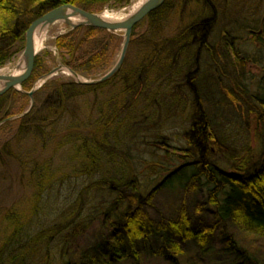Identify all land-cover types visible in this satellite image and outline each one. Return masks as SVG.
<instances>
[{"label":"trees","instance_id":"16d2710c","mask_svg":"<svg viewBox=\"0 0 264 264\" xmlns=\"http://www.w3.org/2000/svg\"><path fill=\"white\" fill-rule=\"evenodd\" d=\"M120 1L119 7L124 0ZM107 2L0 0V68L21 52L29 27L46 13L67 4L102 13ZM187 3L200 6L197 16L212 14L213 22L222 17L220 22L226 28L235 25L251 29V41L264 55V0H167L133 30L131 40L148 51L137 74L123 66L112 79L101 84L48 82L34 97L32 110L15 123L7 119L14 115L7 113L10 93L0 97L3 125L0 134L15 124L16 139L33 135L43 141L53 140L58 150L67 153L71 165H68L71 172L65 177L72 174L90 178L74 200V206L64 210L57 224L24 242L20 240L22 244L17 241V246L14 242L23 234L22 219L25 222L27 217H16L17 229L1 245L0 264H54L51 252L55 241L62 256L59 264H116L127 258L140 264L147 249H155L156 255L169 264H183L189 260V251L197 255L190 264L204 260H214V264H264V68L260 69L263 73L260 78L253 76L249 82L244 81L251 61L235 49V41L244 39L236 37L229 42L226 37L222 40L225 46H220L219 41L212 47L206 38L207 24L213 23L209 18L198 25L193 23L177 36L161 38L165 23L177 8L182 10ZM145 23L147 35L140 37L138 28ZM254 24L258 30L252 28ZM116 41L114 33L79 27L59 36L55 45L64 66L80 76L96 77L111 65ZM201 49L207 53L213 50L224 66L226 57L236 65L237 96L231 92V86L230 91L222 87L234 107V120L222 125L223 134L214 128L200 105L199 94L203 90L200 78L191 79L192 87L174 85L171 90L169 82H165L154 88V83H160L158 75L187 72V64L183 67L177 60L188 56L195 62L197 50ZM35 60L34 71L41 67L39 60ZM255 79L259 81L253 83ZM29 84L25 82L24 89ZM108 88L110 100L106 96L101 107L97 108L96 102L83 119L79 118L78 110L82 108L79 101L92 96L99 99ZM144 91L145 107L140 103ZM11 92L14 108L22 99L27 104L30 101L19 91ZM221 105L223 108L224 104ZM139 106L142 110L137 112ZM164 113L171 119L186 117L192 122L184 148L167 146L163 141L151 143L164 137L161 129L166 126V118L156 117ZM231 124L238 125L235 130L246 141L241 150L232 145L234 140L228 141L230 136L225 137L234 127ZM250 124L253 130L248 129ZM173 129L180 130L176 122ZM149 149L151 160H144ZM7 152H11L8 141L0 146V156ZM141 162L144 166L139 170L137 165ZM174 164L178 168L172 170ZM45 170L43 173L47 174ZM165 171L171 174L147 192L145 182ZM48 180L39 181L42 192L51 187ZM177 189L178 202L170 203L167 213L160 211L156 206L158 196ZM155 210L160 214L154 215ZM77 215L82 217L80 223ZM95 222L101 235L108 234L107 253L73 249L77 234Z\"/></svg>","mask_w":264,"mask_h":264},{"label":"rangeland","instance_id":"374dc122","mask_svg":"<svg viewBox=\"0 0 264 264\" xmlns=\"http://www.w3.org/2000/svg\"><path fill=\"white\" fill-rule=\"evenodd\" d=\"M136 1L138 0H124V2L119 7V4L121 3L120 0H108V4L105 6L103 12H107L109 14H120L123 10L131 7ZM173 2L175 3V1ZM178 4L179 3L177 2V7ZM181 8H177V11H175L171 18L165 23L162 31L160 32L161 38L168 39L169 37L177 36V34L185 31L187 27L192 26L193 23H196L195 25H198L206 20V18H209L212 23L213 19L215 18L212 14L209 13L204 14L203 16H197V11L199 10L200 6L191 3H187L182 10ZM125 14H127V12ZM262 16H264V11ZM193 19L196 21H193ZM220 21H222V17L219 18V21L215 20L212 24H207L209 28V33H207L208 35L206 37L208 43L212 47H215L217 43L221 41L220 46H225L226 42L222 40H224L226 37L229 38L226 40L229 42H232V40H234L236 37L238 39H244V41H235V49L237 51H241V53L247 57V60L249 59V61H251V63L249 62L247 64L246 70L248 71V73L243 80L249 82V80L253 76L260 78V75L263 74L260 69L264 68V55L261 48L251 41V29L243 30V27L239 28L235 27V25L230 26L231 28H226L224 27L226 26V24L223 25V22ZM147 27L148 25L145 23L143 27L141 26L140 28H138L137 33H139V35L142 34L140 37L147 35ZM253 27L257 28L258 30V26H255V24L252 26V28ZM71 30V27H69L65 23L57 22L43 31L44 33L42 46L36 56V58L40 62L41 67L35 71L33 70L31 77L27 80L30 83L29 86H27V89H24L23 87V92H21L22 94L27 95L30 101L27 104L26 99L25 101L22 99L20 102H17L18 107L14 108V94L11 91L8 92L10 93L11 97L10 104L7 108V113H9V115L14 114L13 116L10 115L11 117L7 118L11 119V122L15 123L16 121H18V119L22 118L32 110L31 108H33L35 105L34 97L39 92V90L48 82L50 83L51 81H57L62 83H76L82 85L79 82H91L103 77L118 62L124 40L123 32L114 33L117 36L115 55L108 69L103 71L100 75L96 77L80 76V81H78V79H76L73 75L65 73L64 71H60L49 79H43V77L47 76L54 69L60 66H64L60 57V52L55 45V41L59 36L65 35ZM21 45L23 47L21 52L16 55L13 60L8 62L4 67L0 68V71L4 72L6 75H11L17 64L20 62L25 50V42ZM19 46L20 44H18L16 48H18ZM146 54H148V51L144 49V47L139 44H134V42L131 40L126 60L123 66H126L127 69L135 71V73L137 74V72H139L138 68L142 64V59L146 56ZM189 60L190 58L188 56H184L183 58H179L177 60L183 63V67H185L184 65L187 64L186 68L188 69H185L187 70V72L183 74L173 72L170 75L164 74V76L158 75L161 76L160 83L159 81L156 84L154 83V88H157L158 86H160V84H164L165 82H169V88L174 87V85L184 86L187 84L192 87V85L190 84L191 79L193 78V81H197V79L200 78L198 82L203 89L199 94L201 95L199 96L201 103L200 105L202 106L204 111L207 112V118L213 124L214 128L217 131L221 132V134H223L224 128L222 125H225L226 121L229 123L230 121L234 120V113L232 111L234 108L233 104L232 102H229L230 100L226 97L225 91L223 94V89H231L232 87L231 92L235 96H237V89L235 88L234 84L235 78H237V70L234 67L235 62H233L231 58L226 57V59H224V61L226 62V66H224L222 61L219 60V57L216 54L213 55L212 53H207L203 49H201L200 51L197 50V57L195 59V62ZM153 68L151 72H153ZM226 69L231 70V72L227 71ZM257 81H259V79L252 80L253 83H257ZM168 86L166 88H168ZM222 87L224 88L222 89ZM35 88H38V90L35 92L33 97H30L28 93H30ZM172 89L173 88H171V90ZM183 89H185V87ZM104 91L105 92H103V94L99 96V99H95V97L92 96L79 101V105L82 107L81 110H83V113H81V110H78L77 115H79V118L83 119L84 114L86 115L87 112L91 111L96 102V107L99 108L101 107L100 105L105 102V100H110V97L108 96L109 88L105 89ZM144 93L146 92L144 91L143 95H141L140 103L143 102L142 100H144L142 99L145 96ZM106 96H108V98L104 99L106 98ZM221 103L224 104L223 108ZM144 104L145 103L143 102L142 106H144ZM141 110L142 108H140L139 106L137 112ZM168 115V113L156 115V117H159L161 119L166 118L165 125L167 127L164 126L165 128L163 129V131L161 129V133L164 135L163 139H151L153 140L151 143H158L159 141H163L167 146L170 145L172 147L184 148L186 146L185 136L189 132L192 126V122L189 121L186 117L183 118L184 120L179 119V117H174V119H171V117H168ZM149 119L152 120L153 117ZM184 121L187 123L186 125ZM175 122L179 125L180 130L173 129ZM234 122H236V120ZM1 123L2 122H0V124ZM183 123L185 126H183ZM236 124H231V126L234 127L233 129L229 130L225 137L230 136V138H233L227 139L229 142L230 140H234L231 142L232 145H234L236 149L241 150L243 144L246 143V141L243 142L242 135L237 134L238 130L235 129H238V125ZM2 126L3 125H0V130L2 129ZM17 128V125L13 124V126H11L9 130L5 132L3 131V133L1 132L0 134V138H2V140H0V146L4 145V143L8 141L9 150L11 151L0 156V248L2 247L1 245L5 243L8 235L11 234V231L14 232V229H17L16 217L22 218V215H26L27 217V220H25V222L22 219V229H24L23 234H20V239L14 242V244H16L17 246V241H19V243L20 240L24 242L27 237L35 236L44 229L57 224L64 210L66 209L69 211L67 207L74 206V200L78 198L77 196L79 195L80 191H82L83 186L90 181L89 177H78L72 174L65 177L67 173L70 174L71 172L68 168V165H71L69 162H67L66 159L68 157L66 156L67 153H63L62 151L58 150L53 140L43 141V138L33 135H25L24 137H20V139H16L15 137L17 136L18 132ZM248 129L253 130L252 124L249 125ZM155 151H158L157 153L159 155L163 154V152L158 150V148H156ZM151 153L152 151L151 149H149V151L144 154L143 159L151 160ZM154 159L158 160L156 157H154ZM143 166L144 165L141 162L138 163L137 168L140 170ZM174 168H178V164H174L172 170ZM44 170L45 172H47V174L43 173ZM169 174H171V172L169 173L165 171L156 178H153L150 181H146L145 185L147 192L155 188ZM43 178L49 179L48 181H51L52 184L51 187L45 192H42L39 186V181ZM178 195V189L174 193L168 190L165 191L157 198V208L163 213H167L169 211V204L178 202ZM153 214L159 215L160 213L158 210H155L153 211ZM75 218L76 220H78V223L82 221L81 215H77V217ZM98 225L99 224L95 222L94 224H89L88 226L83 227V229L85 230L77 234V238L74 240L72 245L73 249H78L79 251H81L85 248H88L89 251L92 250V252L97 251L99 253H103L102 251H105L104 253H107V241L105 240H108V234L101 235L98 230L100 229ZM51 254L53 256V259L55 260L54 264H59L62 256L60 248H56V241L53 243ZM188 258L189 260H185L183 264L192 263L195 258H197V255L195 252L189 251ZM215 262L216 261L214 260H204L200 261L199 264H214ZM116 264L138 263L134 258H127L124 261H118ZM140 264L169 263L156 255L155 249H147L143 253L142 261Z\"/></svg>","mask_w":264,"mask_h":264},{"label":"water","instance_id":"95a60500","mask_svg":"<svg viewBox=\"0 0 264 264\" xmlns=\"http://www.w3.org/2000/svg\"><path fill=\"white\" fill-rule=\"evenodd\" d=\"M166 1L167 0H147L136 12L121 21L107 20L102 17L101 13H92L70 4L62 5L51 10L50 12L35 20L26 33L25 50L21 58V62L23 63L22 73L20 75H0V97L13 89L23 92L22 86L31 77L34 70L35 58L37 56L36 36L38 33L43 32L45 29L57 22L65 23L71 27L72 30L79 27H92L106 30L110 33H124L120 58L114 67L107 74L97 80L79 83L93 85L109 81L121 70L124 65L134 28L152 12L161 8ZM72 19L78 21L73 22ZM64 70L68 71L71 75L78 79V81H80V76L65 66H60L54 69L47 76L43 77V79H49L60 71ZM37 90L38 88H35L30 93H28V95L33 97Z\"/></svg>","mask_w":264,"mask_h":264},{"label":"bare ground","instance_id":"6f19581e","mask_svg":"<svg viewBox=\"0 0 264 264\" xmlns=\"http://www.w3.org/2000/svg\"><path fill=\"white\" fill-rule=\"evenodd\" d=\"M147 0H138L136 1L131 7H129L126 10H123L120 14H109L107 12L102 13V17L107 20L111 21H121L127 18L128 16L132 15L134 12H136L144 2ZM127 12V14H125ZM73 22H77L78 20L72 19ZM253 32L252 30H250ZM43 33H38L36 36V52L38 53L39 49L42 46V41H43ZM23 71V63L20 62L17 64L15 67L14 71L11 73V75H20ZM65 73L70 74L68 71L64 70ZM0 75H6L4 72L0 71ZM71 75V74H70Z\"/></svg>","mask_w":264,"mask_h":264},{"label":"flooded vegetation","instance_id":"af4514ba","mask_svg":"<svg viewBox=\"0 0 264 264\" xmlns=\"http://www.w3.org/2000/svg\"><path fill=\"white\" fill-rule=\"evenodd\" d=\"M252 37H253V36H252ZM210 53H212V54H213V50H212ZM198 71H199V69H198Z\"/></svg>","mask_w":264,"mask_h":264}]
</instances>
